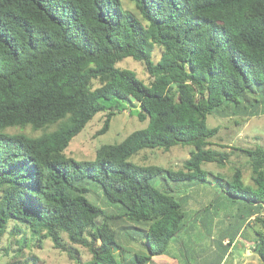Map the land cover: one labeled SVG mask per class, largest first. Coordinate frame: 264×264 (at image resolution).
I'll return each mask as SVG.
<instances>
[{
	"label": "trees",
	"instance_id": "trees-1",
	"mask_svg": "<svg viewBox=\"0 0 264 264\" xmlns=\"http://www.w3.org/2000/svg\"><path fill=\"white\" fill-rule=\"evenodd\" d=\"M125 59L148 84L117 67ZM124 101L145 128L99 147L93 161L66 155L99 113L96 136L106 133ZM262 113L264 0H0V239H13L19 256L50 239L73 264H151L189 226L179 185L155 182H220L202 167L234 152L254 188L234 168L222 193L264 226V148L218 151L220 128L206 124ZM175 146L192 147L177 171L130 161ZM93 187L111 209L90 201ZM253 243L264 264V237L255 232Z\"/></svg>",
	"mask_w": 264,
	"mask_h": 264
},
{
	"label": "rangeland",
	"instance_id": "rangeland-1",
	"mask_svg": "<svg viewBox=\"0 0 264 264\" xmlns=\"http://www.w3.org/2000/svg\"><path fill=\"white\" fill-rule=\"evenodd\" d=\"M125 5L129 6L127 3ZM117 67L134 71L139 80L148 84V75L140 63L125 59ZM118 109L119 113L111 119L108 131L99 136H96V133L102 126L104 114L95 115L83 131L73 138L66 155L76 161H93L95 151L99 147L119 143L133 131L146 127L147 122H141L137 118L138 107L135 102H120ZM234 120L238 125L233 122ZM206 124L209 128H220L217 136L211 140L212 148L218 151H229L220 147L252 149L261 146L264 148L263 113L249 114L244 121L238 118L220 119L207 116ZM24 133L34 136L40 134L30 129H26ZM191 150L190 146H175L168 152L145 149L131 157L130 161L138 165H156L177 171L182 168ZM202 168L217 177L220 175L221 181L209 176L211 183L197 184L193 187L184 186L185 183H173L170 180L167 184L163 180L155 182V186L162 184L176 187L179 185L180 193L176 196V200L179 201V197H184L182 205L184 204L183 210L189 226L172 242L169 252L166 255L154 257L151 264H178V262L184 264H262L259 256L254 252L253 239L255 232L264 237V226L248 220L246 201L233 200L222 193L220 187L222 184V187L226 188L225 183L231 180L233 169L239 168L243 183L254 188L251 168L246 157L241 152H234L228 164L219 166L209 163L204 164ZM93 190L95 191H93L92 198H89L90 201L96 202V205L105 210L111 209V205L102 201V192L94 187ZM240 201L246 208L240 205ZM262 218L264 220V214ZM222 237L227 240L231 239L233 244L226 246L227 240H225L223 242L225 246H222L220 242ZM12 240L7 235L0 239V264H73L64 253L53 248L50 239L45 240L40 248L36 246L24 249L20 256L17 253L18 246ZM79 251L82 261L90 259V255L83 248H79ZM127 258H130V255Z\"/></svg>",
	"mask_w": 264,
	"mask_h": 264
},
{
	"label": "crops",
	"instance_id": "crops-1",
	"mask_svg": "<svg viewBox=\"0 0 264 264\" xmlns=\"http://www.w3.org/2000/svg\"><path fill=\"white\" fill-rule=\"evenodd\" d=\"M152 260H153V258H152Z\"/></svg>",
	"mask_w": 264,
	"mask_h": 264
}]
</instances>
